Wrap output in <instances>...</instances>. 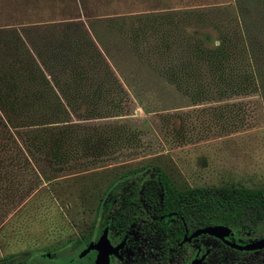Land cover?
Masks as SVG:
<instances>
[{
    "label": "rangeland",
    "instance_id": "obj_1",
    "mask_svg": "<svg viewBox=\"0 0 264 264\" xmlns=\"http://www.w3.org/2000/svg\"><path fill=\"white\" fill-rule=\"evenodd\" d=\"M211 5L235 9L233 0H0V26L69 21L86 30L122 83L126 102L121 116L85 124H126L137 135L133 145L110 155L91 161H68L61 155L45 157L32 153L24 146L21 131L10 130L23 153L15 149L10 154L0 151V157L3 156V161L0 159V258L14 254L21 264H92L91 251L77 257L87 244L77 249L61 245L79 238L90 227L94 241L104 227L111 225L120 205H112L100 216L96 212L100 199L118 177L137 167L148 166L146 173L154 166L160 167L180 190L218 187L264 190V90L258 87L252 74L243 36L226 35L220 27L216 32L204 16L189 20L186 30L194 41H200L203 35L211 40L223 36L220 47L223 58L219 78L215 72L209 75L211 82L203 93L190 91L185 95L172 82L151 75V68L142 78L139 72L142 69L132 71V56L125 42L106 23L113 13L198 9ZM235 68L241 75L234 72ZM123 71H129L133 87L125 83ZM71 121L76 122L74 118ZM4 136L0 134V144ZM24 162L39 177L32 190L27 188L31 172ZM147 176L152 177L149 173ZM140 221L126 229L129 241L124 257L130 261L136 259L135 264H161L156 256L161 239L158 235L147 238ZM168 225L177 226L176 222ZM263 233L264 221L257 219L247 226L232 228L230 238L246 244ZM111 236L112 243L120 240L115 227H111ZM196 246L202 252L208 250L203 264H255L264 251L238 252L201 235L186 243L185 256L176 247L164 264H186L194 257ZM129 253L133 256H128ZM110 264L118 262L112 258Z\"/></svg>",
    "mask_w": 264,
    "mask_h": 264
},
{
    "label": "trees",
    "instance_id": "obj_2",
    "mask_svg": "<svg viewBox=\"0 0 264 264\" xmlns=\"http://www.w3.org/2000/svg\"><path fill=\"white\" fill-rule=\"evenodd\" d=\"M233 2L234 10L211 5L113 13L106 23L125 42L132 56V71L142 69V78L151 68V75L163 77L187 95L190 91L203 93L211 82L209 75H222L223 36L211 40L203 35L200 41H194L186 30L189 20L204 16L216 32L220 27L226 35L243 36L252 74L264 90V0ZM216 41L218 45H214ZM237 70L234 72L241 75ZM123 72L125 83L133 87L129 71ZM125 102L122 83L83 28L69 21L0 26V134H5L1 153L10 154L14 149L23 153L10 132L18 130L24 146L40 156L61 155L68 161H91L110 155L136 142L134 130L126 124L85 122L119 117ZM0 159L3 161V156ZM24 166L30 169L27 188L32 190L39 177L30 164L24 162ZM147 168L137 167L118 177L101 197L96 212L103 216L112 205L119 204L112 216L113 227L125 230L140 219L146 223L144 229L149 234L160 237V247L165 252L180 239L183 227L176 230L168 222L190 225L192 230L208 225L232 229L264 217L263 189L180 190L160 167L154 166L146 173ZM91 237L92 227L61 247L70 245L77 249L91 242ZM0 264L21 261L11 254L0 258Z\"/></svg>",
    "mask_w": 264,
    "mask_h": 264
},
{
    "label": "water",
    "instance_id": "obj_3",
    "mask_svg": "<svg viewBox=\"0 0 264 264\" xmlns=\"http://www.w3.org/2000/svg\"><path fill=\"white\" fill-rule=\"evenodd\" d=\"M200 235H207L213 237L222 241L224 245L229 247L230 249L240 251L259 250L264 247V235L262 238L253 242L246 243L244 245L236 244L232 240L228 239V237L231 235V229L224 225H208L204 227H199L192 231L188 237L184 238V240L189 241ZM122 245L123 240L118 245L112 247L106 238V229L104 228L98 236L97 240L95 242H89L86 247L79 252L78 257L81 258L89 251L94 250L96 251V256L93 261V264H107L108 256L111 254L116 255L117 250L121 248ZM206 254L207 252H205V254L202 255L200 258H194L190 264H201Z\"/></svg>",
    "mask_w": 264,
    "mask_h": 264
},
{
    "label": "flooded vegetation",
    "instance_id": "obj_4",
    "mask_svg": "<svg viewBox=\"0 0 264 264\" xmlns=\"http://www.w3.org/2000/svg\"><path fill=\"white\" fill-rule=\"evenodd\" d=\"M261 220L264 221V217H262ZM110 223H111L110 226L108 225V227H104V228L106 229V238H107V240L109 241V243H110V245H111L112 247L118 245L122 240H123V245H122L121 248H119V249L117 250V254H116V255L111 254V255L108 256V263H107V264H110L112 258L116 259L117 262H118V264H135L136 262H135L134 260H136V259H134L133 261H130V260H128L129 257H127V256H126L127 258L124 257V256H125V255H124L125 246L127 245L128 241H129V237H128V235H127L126 229H125V230H117V229L115 228V229H116V232H117V236H118V238H120V240H119L117 243H112V242H110V239H111V237H112V236H111V227L113 228V225H112V222H111V221H110ZM174 223H175V222H174ZM145 224H146V223L142 222V227H141V230H142V232L144 233V235H145L147 238H151V237L157 236L156 233H154V234H152V235L149 234V232H148L149 230H145V229H144V228L146 227ZM147 225H149V223H147ZM176 225H177V226H176V230L179 229V226H180V225L183 226V227H182V235H181L180 239L177 240V241H175V242L171 245V247L168 248V250H167L166 252L162 249V247H160V244L158 245V247H157V249H156V256H157L158 261H161V264H164V261H165L166 259H168L169 255L172 254V253L174 252V249H175L176 247L180 250L181 253H184V256L188 253V251H187L186 248H185V245H186V243H189L192 239L189 240V241H185L184 238L188 237L189 234H190L192 231H194L195 229L192 230L191 227H190V225L181 224V223H179V222H176ZM104 228H103V229H104ZM172 228H175V227H172ZM103 229H102V230H103ZM102 230H101V231H102ZM101 231H100V233H101ZM99 235H100V234H99ZM263 235H264V233H263L258 239L262 238ZM200 236H201V235H200ZM197 237H198V236H197ZM209 237H210V236H209ZM97 238H98V237H97ZM97 238H96L94 241L91 240V242H95V241L97 240ZM211 238H213V237H211ZM193 239H194V238H193ZM213 239H215V238H213ZM228 239L232 240V239L230 238V236L228 237ZM258 239H257V240H258ZM216 240H218V239H216ZM218 241L222 244V246H225L224 243H223L222 241H220V240H218ZM232 241H233V240H232ZM254 241H255V240H254ZM233 242H234V241H233ZM235 243H236V242H235ZM236 244H238V243H236ZM238 245H244V244H238ZM225 247H227V246H225ZM227 248H229V247H227ZM229 249H230V248H229ZM232 250H235V249H232ZM262 250H264V247L261 248V249H259V250H252V251H240V250H235V251H238V252H244V253H257L258 251H262ZM89 252H90V251H89ZM91 252H93V256H94L93 261H94L95 256H96V251L91 250ZM205 252H207V254H208V250H207V249H204L203 252H202L200 246H196L194 257H193L192 259H189V261H188L186 264H190L191 261H192L194 258H200L202 255L205 254ZM141 254H143V253H141ZM207 254L204 256V259H205V257L207 256ZM85 255H86V254H85ZM128 256H133V255H132V253H129ZM135 256L137 257L138 255H135ZM77 257H78V256H77ZM259 257H260L259 260H257V262H256L255 264H264V251L260 253ZM78 258H79V257H78ZM124 258H125L126 260H124ZM140 258L143 259V258H144V254L141 255ZM129 259H130V258H129ZM204 259H203V261L201 262V264H203ZM131 260H132V259H131ZM137 260H138V259H137ZM93 261H92V264H93ZM138 264H139V263H138Z\"/></svg>",
    "mask_w": 264,
    "mask_h": 264
}]
</instances>
